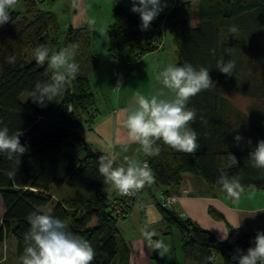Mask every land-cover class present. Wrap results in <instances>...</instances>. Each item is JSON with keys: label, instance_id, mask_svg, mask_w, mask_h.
I'll list each match as a JSON object with an SVG mask.
<instances>
[{"label": "trees", "instance_id": "16d2710c", "mask_svg": "<svg viewBox=\"0 0 264 264\" xmlns=\"http://www.w3.org/2000/svg\"><path fill=\"white\" fill-rule=\"evenodd\" d=\"M17 1L25 9H9L10 21L0 26V122L10 132L19 129L20 142L27 148L11 179L7 173L15 164L0 155V242L6 236L14 237L17 264L29 228L26 217L37 206L43 208L53 201L52 188L72 190L55 199L50 210L66 220L72 232L91 242L96 252L92 264H127L125 245H118L117 224L126 218L142 191L153 195L154 189H162L175 194L189 173L202 180L213 196L234 200L217 185L222 172L239 175L242 188L264 190V169L252 167L248 159L251 148L264 140V0H186L173 4L161 18L157 16L146 31L140 30L139 15L130 11L131 4H113L106 44L112 60L128 68V63L159 49L166 29L179 52L180 60L177 58L175 64L187 62L210 68L209 75L215 82L214 87L188 102L196 110L190 126L197 133L200 147L188 154L158 141L159 156L143 153L153 181L131 198H123L119 192L110 198L107 189L111 185L98 172L100 157L110 154L92 150L79 132L82 122L93 123L98 110L88 76L79 73L64 94L46 106L37 105L29 97L34 83L50 76L47 64L35 63L33 50L37 46L79 49L85 37L89 49L88 29L71 23L62 29L57 14L49 9L55 0ZM233 26L238 29L235 36L229 32ZM222 57L236 61L232 76L215 68ZM231 92L248 97L246 110L230 100ZM236 135L242 137L239 142L234 140ZM230 155L236 157V166H230ZM155 204L162 210L166 228L180 232L184 255L197 264H232L237 249L252 246L256 233L251 230L230 227L227 238L219 240L189 218ZM117 207L120 212H116ZM168 229L164 233H169Z\"/></svg>", "mask_w": 264, "mask_h": 264}, {"label": "clouds", "instance_id": "9594fccd", "mask_svg": "<svg viewBox=\"0 0 264 264\" xmlns=\"http://www.w3.org/2000/svg\"><path fill=\"white\" fill-rule=\"evenodd\" d=\"M133 13L139 15L141 31L150 28L151 22L167 7L166 0H130ZM16 4V0H0V26L11 19L9 9ZM235 36L238 29H229ZM214 55V51L210 50ZM226 53L231 57L230 50ZM75 53L68 47L56 50L47 46H37L33 50V59L37 65L47 64L50 76L46 80H37L30 90V98L34 103L43 107L47 102L56 101L62 96L67 85L77 78L79 65L74 62ZM236 61L232 58L225 61L220 58L216 69L228 76L236 70ZM209 69L203 66H193L191 63H168L158 72L157 80L168 90H158L150 96L139 91L135 93L134 102L125 107L124 127L130 142L139 144L137 151L146 156H159L158 141L172 149L192 154L200 147L197 133L190 126L196 118V110L188 106L189 99L198 93L215 86L209 75ZM120 82L116 84L119 91ZM22 132H13L0 122V155H6L12 160L15 168L7 175L11 179L15 176L20 163V156L27 151L26 145L21 144ZM241 136L234 140L239 142ZM251 145V141H248ZM122 151L127 152L124 145ZM248 159L251 166L264 169V140H258L251 148ZM118 154L102 156L98 162V172L104 181L121 194H133L142 189L146 183L153 181L151 169L147 162L135 157H124L125 163L116 166ZM236 157L230 155V166H236ZM219 188L229 198L239 200L243 191L239 175L229 176L222 172L217 180ZM26 221L29 225L24 234V248L19 256V264H92L96 255L91 242L72 232L66 220L54 216L51 210L37 208L30 212ZM151 221L140 229L141 235L152 250H156L161 257L167 256L171 247L162 239H158V232L151 228ZM240 220L232 229H239ZM228 235V233H227ZM223 235L221 239H226ZM155 237V239H154ZM250 247L246 250L237 249L232 255V264H264V232L257 231Z\"/></svg>", "mask_w": 264, "mask_h": 264}, {"label": "rangeland", "instance_id": "374dc122", "mask_svg": "<svg viewBox=\"0 0 264 264\" xmlns=\"http://www.w3.org/2000/svg\"><path fill=\"white\" fill-rule=\"evenodd\" d=\"M186 0H166V3H179ZM116 3L115 1H113ZM91 4H87L86 14L77 11V21H69L71 14L73 12L72 6L68 4V0H55V2L50 6V10L55 12L58 17L60 27L65 29L67 24H72L74 27H84L87 30V38L89 37L90 46L87 48L86 35H84V44L82 42L79 49L73 47H68L75 53L73 60L80 67V72L83 75L89 77L91 89L95 95V108H98L96 113V121L100 120L104 114L112 112L120 106L124 108L129 106L134 102V96L137 91L145 96H150L158 90H163L168 94V90L163 88V85L157 81L158 72L168 63H176L177 55L174 51L172 54L168 53L171 47V40L166 29L163 30L162 42L165 44L163 48L149 52L139 58L136 61L128 63V68H124L122 63L114 61L110 58L107 52L104 50L103 42H107V26L113 20L112 7L106 11V7L102 6V0H93ZM113 6V5H112ZM25 6L20 1L16 0V4L10 8V10L23 11ZM166 12L163 10L158 17H162ZM60 47V44H56ZM172 51V50H171ZM93 55V62L91 56ZM120 82L119 91L116 90L117 82ZM230 100L241 110H246L249 103L248 97L238 92H231L228 94ZM94 122V121H93ZM79 126V132L81 135L89 142L90 148L92 150L99 151H109L110 154L114 153L113 147L108 145V142L101 137L99 133L95 130H90L88 123L82 122ZM92 124V123H91ZM90 124V125H91ZM93 128V127H91ZM110 146V147H108ZM135 147L138 144H134ZM139 149V148H138ZM80 154H83L81 152ZM117 154V153H116ZM127 156V155H125ZM138 154V158H140ZM117 160V165H118ZM244 189V188H243ZM158 190L153 191V198L158 197ZM110 196L118 194L113 192V187L110 186L107 189ZM53 201L55 199H60V197L67 196V194L72 193V190L62 186L60 188H52ZM111 195V196H112ZM110 196V198H111ZM52 202H49L43 207L44 210H50ZM171 210L175 209V206L169 207ZM162 211V210H161ZM176 212V211H175ZM181 217H186L183 213L177 212ZM3 214V206L0 198V215ZM124 220H120L118 225H120ZM135 222H130L131 230L123 228L124 237H126L129 231H134L136 229ZM167 225V223H166ZM140 227H137V229ZM157 232H159V238L169 237L164 241L166 243H171L176 246V243L180 241V232L177 228H172V234L169 233L163 235L164 230L168 229L165 226V221L162 225L156 224L152 227ZM119 236V233H118ZM119 247L122 246L118 238ZM154 256H157L156 254ZM153 256V258H154ZM0 261L17 264V258L15 256V239L14 237L6 236L2 242H0ZM176 264V263H175Z\"/></svg>", "mask_w": 264, "mask_h": 264}, {"label": "crops", "instance_id": "0c3cea01", "mask_svg": "<svg viewBox=\"0 0 264 264\" xmlns=\"http://www.w3.org/2000/svg\"><path fill=\"white\" fill-rule=\"evenodd\" d=\"M113 1L123 5L131 4L130 0H102V6L106 7V11L112 7L114 4ZM91 2H93V0H68V4L73 8L69 21H77V11L85 15L87 4L90 3L92 6ZM172 6L173 3L167 2V7L164 11L167 13ZM106 44L107 42H103L105 52ZM164 45L165 44L162 42L159 49L163 48ZM171 46L172 49H170L168 53L171 54L172 58V54L174 51L176 52V50L172 42ZM123 109L124 107L120 106L112 112L104 114L100 120H94L91 125H88L90 130H95L108 142V145L113 147L114 153L118 154V165L125 163V155L128 157H135L140 161L143 160V152L137 151L140 147L139 144L135 147L134 144L137 143L128 140L127 129L124 127L126 113ZM124 145L128 146L127 152L122 151ZM103 152L110 154L109 151L106 150ZM138 154H140V158H138ZM182 186L186 187L188 192L185 195L177 197L175 203L172 205L175 206L173 211L183 213L191 221L209 230L217 239L224 240L221 239V237L227 235L228 229L233 227L239 220L241 224L240 228L251 230L255 233L257 231L264 232V190L242 188L243 191L238 201L230 200L226 197H215L210 193L208 187L202 180L189 173L184 175ZM182 186L179 187L175 194L179 193ZM114 191L115 193L118 192L113 188V192ZM113 196L114 195L111 197ZM155 199L156 198H153L151 192L146 190L142 191L133 201L126 218L122 219L124 221L120 225L117 224L119 241L122 245H125L127 252V264H197L195 260L184 255L180 241L176 243V246L171 241L170 252L167 256L161 257L157 254L156 250L151 249L142 237L140 229L144 224L151 221L150 226L152 228L155 227L156 224L162 225V222H164L160 208L154 203ZM210 209L217 213L220 218H215ZM132 221L135 222L136 229H134V231H129L128 234H126L127 236L124 237L123 228L131 230L130 222ZM137 227L140 228L137 229ZM168 230L171 235L172 228ZM166 234L168 233H163V235ZM157 238L160 239L159 234ZM168 238L169 237H164L161 239L164 241ZM119 248H121V246ZM155 254L157 256H154Z\"/></svg>", "mask_w": 264, "mask_h": 264}, {"label": "built area", "instance_id": "2783aa9c", "mask_svg": "<svg viewBox=\"0 0 264 264\" xmlns=\"http://www.w3.org/2000/svg\"><path fill=\"white\" fill-rule=\"evenodd\" d=\"M142 162H146V161L143 160ZM141 190L142 189L136 191L133 194H121V193H119V194L123 198H125V197L131 198L134 195L138 194ZM187 192H188V190L184 186H182L180 188V191L177 194H168L164 190L159 189L158 190V197L154 200V203H157V204H159L162 207H170V206H172L175 203L177 197H179L180 195H185V194H187ZM116 212H120V209L118 207L116 208Z\"/></svg>", "mask_w": 264, "mask_h": 264}, {"label": "water", "instance_id": "95a60500", "mask_svg": "<svg viewBox=\"0 0 264 264\" xmlns=\"http://www.w3.org/2000/svg\"><path fill=\"white\" fill-rule=\"evenodd\" d=\"M176 54H177V58H178V60H180V56H179V52H178V50H176Z\"/></svg>", "mask_w": 264, "mask_h": 264}]
</instances>
